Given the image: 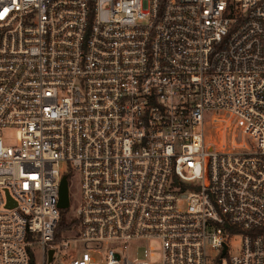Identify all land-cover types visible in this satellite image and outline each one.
I'll list each match as a JSON object with an SVG mask.
<instances>
[{"label":"built area","instance_id":"2783aa9c","mask_svg":"<svg viewBox=\"0 0 264 264\" xmlns=\"http://www.w3.org/2000/svg\"><path fill=\"white\" fill-rule=\"evenodd\" d=\"M63 176L76 225L57 236ZM156 246L264 264V0H0V264Z\"/></svg>","mask_w":264,"mask_h":264},{"label":"rangeland","instance_id":"374dc122","mask_svg":"<svg viewBox=\"0 0 264 264\" xmlns=\"http://www.w3.org/2000/svg\"><path fill=\"white\" fill-rule=\"evenodd\" d=\"M208 133H210L212 130H208ZM1 138H2V142L3 145L5 147H12L15 146L17 143L16 140V130L13 128H8V129H4L1 133ZM69 199H70V207H69V212L67 215H69L71 212H73V206L75 204V200H76V192L78 189V184L75 181L74 183L69 184ZM68 232V231H66ZM65 232V233H66ZM229 244V254L230 255H237L238 253H240L241 251V238L239 236H235L233 237L230 241H228ZM154 244H152L151 246H153ZM156 254L155 257L151 259V263L152 264H157L159 262V246H156ZM76 252L78 255H80L83 252V248H77L76 246H72L70 252ZM37 259L39 258L38 256V250L35 252Z\"/></svg>","mask_w":264,"mask_h":264},{"label":"trees","instance_id":"16d2710c","mask_svg":"<svg viewBox=\"0 0 264 264\" xmlns=\"http://www.w3.org/2000/svg\"><path fill=\"white\" fill-rule=\"evenodd\" d=\"M69 184H70V181H69ZM68 212H69V209L59 211L60 217H59V221H58L57 229H56L57 236H61L63 234L68 233L66 231L72 230L74 226L76 225V219L73 215V212L67 215Z\"/></svg>","mask_w":264,"mask_h":264},{"label":"water","instance_id":"95a60500","mask_svg":"<svg viewBox=\"0 0 264 264\" xmlns=\"http://www.w3.org/2000/svg\"><path fill=\"white\" fill-rule=\"evenodd\" d=\"M57 207L60 211L67 210L70 207L67 176H63L60 183Z\"/></svg>","mask_w":264,"mask_h":264}]
</instances>
